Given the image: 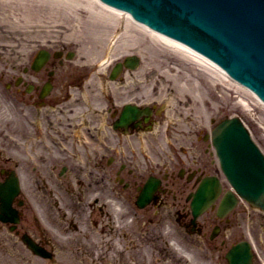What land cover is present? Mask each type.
I'll return each mask as SVG.
<instances>
[{
  "label": "flooded vegetation",
  "instance_id": "obj_1",
  "mask_svg": "<svg viewBox=\"0 0 264 264\" xmlns=\"http://www.w3.org/2000/svg\"><path fill=\"white\" fill-rule=\"evenodd\" d=\"M119 60L93 69L75 61V50L58 38L0 45V250L23 262L43 258L28 240L54 261L64 234L82 237L89 256L110 258L119 234L112 196L134 205L149 181L152 199L138 210L174 213L189 233L207 235L203 227L212 223L211 242L226 249L247 242L252 264H264V208L229 184L212 142L211 130L223 117L193 116L189 100L181 98L168 116L159 93L170 90L156 80L147 86L150 79L140 80L139 72L122 64L116 80L110 79ZM126 104L136 105L139 115L122 124ZM131 146H139V157ZM209 177L219 185L216 204L229 192L235 203L223 216L210 208L194 217L192 194ZM229 225L226 235L222 228Z\"/></svg>",
  "mask_w": 264,
  "mask_h": 264
},
{
  "label": "rangeland",
  "instance_id": "obj_2",
  "mask_svg": "<svg viewBox=\"0 0 264 264\" xmlns=\"http://www.w3.org/2000/svg\"><path fill=\"white\" fill-rule=\"evenodd\" d=\"M71 1L79 3L75 5ZM71 1L0 0V45L24 47L28 40L34 43L58 38L64 45L76 49L75 61L88 64L110 58L114 61L135 52L141 57L139 78L152 79L147 86H152L156 80L161 90L171 87L166 102L188 97L192 111L205 118L214 113L238 114L255 142L264 146V104L246 88L223 78L184 50L95 0ZM161 79L164 81L160 82ZM166 113L170 115L172 110L167 108ZM130 142L136 145L137 140L131 138ZM131 147L139 157V146ZM163 150L164 154L168 152L165 146ZM113 197L112 219L119 234L112 239L111 257L102 258L101 252L89 256V249L83 247L82 242H67L63 234L64 246H57V263L52 264H225L220 258L225 246L221 248L219 242L209 243L201 234L187 232L176 221L174 213L171 216L167 211L153 214L152 209H142L134 220L132 201L124 206ZM211 226L209 223L203 230L209 232ZM231 229L229 225L222 231L227 235ZM2 251L0 264H46L43 263L45 258L32 256L23 262L13 256L12 251Z\"/></svg>",
  "mask_w": 264,
  "mask_h": 264
},
{
  "label": "water",
  "instance_id": "obj_3",
  "mask_svg": "<svg viewBox=\"0 0 264 264\" xmlns=\"http://www.w3.org/2000/svg\"><path fill=\"white\" fill-rule=\"evenodd\" d=\"M101 1L210 58L264 102V0ZM137 61L135 56H127L125 64L131 62L129 65L133 67ZM128 115L130 111L122 116ZM214 141L217 151L223 152V157L220 156L232 174H229L232 183L236 182L235 173L251 188L264 185V157L238 117L224 120ZM209 189L204 187L194 195V214L214 198V192L207 195ZM144 195L147 198L148 192ZM250 199L264 201L260 196ZM250 256L246 247L239 250L232 247L226 255L229 264H250Z\"/></svg>",
  "mask_w": 264,
  "mask_h": 264
},
{
  "label": "bare ground",
  "instance_id": "obj_4",
  "mask_svg": "<svg viewBox=\"0 0 264 264\" xmlns=\"http://www.w3.org/2000/svg\"><path fill=\"white\" fill-rule=\"evenodd\" d=\"M62 1V0H60ZM66 1H71V0H66ZM73 4H78L79 2H76V1H71ZM95 2L99 3L101 6L107 8L108 10H111L117 14H120L122 16H126L129 18V15L128 13H124V12H121L115 8H112L108 5H105V4H102L100 3L98 0H95ZM131 22H133L136 26H141L142 28L146 29L147 31H149L151 34L155 35L156 37L158 38H161L162 40H164L166 43L168 44H171L173 46H176L177 48H180L182 50H184L185 52H187L195 61L209 67L212 71H216L218 72L219 74H221L222 76H224L225 78L227 77L219 68L217 65L213 64L210 60H208L207 58L203 57L201 54L193 51L192 49H190L189 47L185 46L184 44L178 42V41H175L167 36H164L162 34H159L157 32H155L154 30H151L150 28L146 27L145 25L141 24V23H137V22H134L131 20Z\"/></svg>",
  "mask_w": 264,
  "mask_h": 264
}]
</instances>
